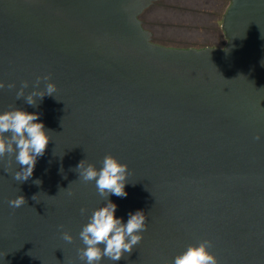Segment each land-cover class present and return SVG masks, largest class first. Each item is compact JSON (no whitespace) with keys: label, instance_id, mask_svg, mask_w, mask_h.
Segmentation results:
<instances>
[{"label":"water","instance_id":"1","mask_svg":"<svg viewBox=\"0 0 264 264\" xmlns=\"http://www.w3.org/2000/svg\"><path fill=\"white\" fill-rule=\"evenodd\" d=\"M158 1L0 0V81L15 84L0 113H38L50 136L25 182L0 159V264H85L79 233L107 201L76 166L106 155L128 166L115 217L142 210L147 230L100 264H173L205 240L218 264H264V0H230L226 44L200 48L153 41L139 16ZM24 81L25 97L56 92L30 106Z\"/></svg>","mask_w":264,"mask_h":264},{"label":"clouds","instance_id":"2","mask_svg":"<svg viewBox=\"0 0 264 264\" xmlns=\"http://www.w3.org/2000/svg\"><path fill=\"white\" fill-rule=\"evenodd\" d=\"M41 80L49 81L50 76L38 77L36 85ZM15 88V84H5L0 81V89ZM28 82L24 81L16 93L17 100L24 98L30 106H37V98L53 96L56 92L54 83H46L44 90L37 87L25 97V88ZM38 113H28L24 110L13 108L0 113V159L8 157L9 166L12 157L20 165V170L14 173V179L25 182L32 177L38 157L45 154L50 136L46 133L44 124L37 123ZM259 139V136L256 137ZM79 179L85 183L95 182L97 193L106 198L107 203L94 210L79 233L85 247L78 249V255L85 264H100L103 258L111 261H120L125 253L131 254L134 246L143 239L142 233L147 230V216L142 210L129 213L126 223L121 218L115 217L117 205L108 200L110 194L117 197H126L125 185L127 183L128 166L120 163L111 155H106L102 161V167L97 169L92 164L79 162L76 166ZM39 185L41 181L35 180ZM71 196L72 193L68 192ZM35 196H33L34 199ZM27 202L23 196H17L9 201V206L17 209ZM87 212L82 208L81 214ZM63 229V225L60 226ZM62 239L72 243L73 237L67 231L61 232ZM103 245V247H101ZM210 241H202L198 245H189L187 249L174 258L173 264H218L216 257L208 249Z\"/></svg>","mask_w":264,"mask_h":264},{"label":"rangeland","instance_id":"3","mask_svg":"<svg viewBox=\"0 0 264 264\" xmlns=\"http://www.w3.org/2000/svg\"><path fill=\"white\" fill-rule=\"evenodd\" d=\"M230 0H162L143 18L153 38L172 47H223L222 15Z\"/></svg>","mask_w":264,"mask_h":264},{"label":"trees","instance_id":"4","mask_svg":"<svg viewBox=\"0 0 264 264\" xmlns=\"http://www.w3.org/2000/svg\"><path fill=\"white\" fill-rule=\"evenodd\" d=\"M160 1H162V0H160ZM160 1H158V2H156V3H154V4H152V5H150V6H149L147 9H145V10L140 14V16H139V18L141 19V21H142V23H143V26H144L146 29L150 30L152 34L154 33V31L152 30L150 24H149V27H148V22L143 18V16H144V14H145V12H146L147 10H149L150 8H152V6L156 5V4L159 3ZM152 39H153L154 42H156V41L154 40L155 38H153V35H152ZM158 43H159V44H162V45H166V44H165L164 42H162L161 40H159ZM166 46H168V45H166Z\"/></svg>","mask_w":264,"mask_h":264}]
</instances>
